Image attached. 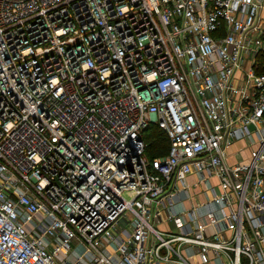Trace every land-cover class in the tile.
Instances as JSON below:
<instances>
[{
  "label": "built area",
  "instance_id": "2783aa9c",
  "mask_svg": "<svg viewBox=\"0 0 264 264\" xmlns=\"http://www.w3.org/2000/svg\"><path fill=\"white\" fill-rule=\"evenodd\" d=\"M263 18L0 0V264H264Z\"/></svg>",
  "mask_w": 264,
  "mask_h": 264
},
{
  "label": "trees",
  "instance_id": "16d2710c",
  "mask_svg": "<svg viewBox=\"0 0 264 264\" xmlns=\"http://www.w3.org/2000/svg\"><path fill=\"white\" fill-rule=\"evenodd\" d=\"M148 137L150 139H148ZM144 138L147 142L145 152L149 157L162 154L166 151L168 138L165 132L155 124H150L147 127L144 132Z\"/></svg>",
  "mask_w": 264,
  "mask_h": 264
},
{
  "label": "rangeland",
  "instance_id": "374dc122",
  "mask_svg": "<svg viewBox=\"0 0 264 264\" xmlns=\"http://www.w3.org/2000/svg\"><path fill=\"white\" fill-rule=\"evenodd\" d=\"M261 24L264 26V18H263ZM257 60L259 62V65L261 66V68H264V54H260L259 55V58L257 57ZM148 139H150V138L148 137ZM249 148H250V145L249 144L242 143L239 149L243 150L244 152H248ZM192 189L194 191H196L197 186L194 187V188H192Z\"/></svg>",
  "mask_w": 264,
  "mask_h": 264
},
{
  "label": "crops",
  "instance_id": "0c3cea01",
  "mask_svg": "<svg viewBox=\"0 0 264 264\" xmlns=\"http://www.w3.org/2000/svg\"><path fill=\"white\" fill-rule=\"evenodd\" d=\"M240 144H241V143L236 142V143H234V144H232V145L230 146V149H231V150H235V148H239ZM195 177H196V176L191 175V176H190V179H194ZM196 190L199 191V190H200L199 187H197ZM200 196H201V194H200ZM195 199L198 200V197H195ZM70 257H71L70 260H71L74 264H84V263H85L84 258L80 259V261H78V263H77V262H74V261H73V258H74V257H72V255H71Z\"/></svg>",
  "mask_w": 264,
  "mask_h": 264
}]
</instances>
